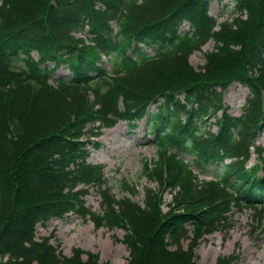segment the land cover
Returning <instances> with one entry per match:
<instances>
[{"label":"trees","instance_id":"trees-1","mask_svg":"<svg viewBox=\"0 0 264 264\" xmlns=\"http://www.w3.org/2000/svg\"><path fill=\"white\" fill-rule=\"evenodd\" d=\"M209 1L0 0V264H115L95 253L85 259L80 248L68 256L50 237L35 238L38 222L69 212L97 227L125 228L130 256L122 264H200L195 246L230 225L234 206L254 208L264 230L263 146L247 167L264 127V0H235L238 15L219 29ZM185 21L191 30H180ZM87 24L88 43L76 36ZM209 40L215 48L197 70L189 56ZM102 54L109 69L98 65ZM62 65L70 76L55 74ZM236 80L252 93L240 116L224 103ZM220 110L213 132L207 124ZM145 116L157 158L143 172L157 187L145 188L142 205L118 198L104 165L87 158L103 127L120 119L135 127ZM226 158L232 161L223 164ZM196 170L215 176L200 179ZM92 186L102 212L86 205ZM122 186L139 190L128 180ZM166 190L173 200L165 211ZM234 260L221 256L216 264Z\"/></svg>","mask_w":264,"mask_h":264},{"label":"rangeland","instance_id":"rangeland-1","mask_svg":"<svg viewBox=\"0 0 264 264\" xmlns=\"http://www.w3.org/2000/svg\"><path fill=\"white\" fill-rule=\"evenodd\" d=\"M233 7L232 0H212L210 12L221 21L232 20L236 14L232 11ZM213 48L214 42L209 41L202 51H195L190 57L192 64L197 68L201 67L206 61L204 53ZM249 94L246 86L234 83L225 94L229 111L240 114ZM147 130L145 121L132 128L127 121L122 120L115 127L105 129L102 135L96 138L100 143L99 147H91L89 161L105 164L106 177L118 197L128 194L122 187L124 180L138 185L139 192L133 198L140 202L145 198L144 189L155 185L148 181L143 172L145 160L156 158L154 133ZM254 162L255 154L250 163ZM200 176L210 177L201 173ZM85 199L90 208L101 211V197L97 187L92 188ZM171 201L172 195L166 193L163 205L165 210ZM253 214L254 211L250 208H234L230 214L232 225L228 229L205 236L195 249L196 259L203 264H215L219 256L239 254L237 264H264V234L257 228ZM53 231H56V237L52 242L59 244L65 255H70L73 248L80 247L85 252L98 253L100 263L109 261L122 264L130 256V251L123 242L126 233L124 228H97L90 219H83L76 214H69L63 219L54 218L46 225H37V235L40 238L49 236ZM189 241L190 239L184 241V245L188 246ZM83 257L87 258V254L84 253Z\"/></svg>","mask_w":264,"mask_h":264},{"label":"bare ground","instance_id":"bare-ground-1","mask_svg":"<svg viewBox=\"0 0 264 264\" xmlns=\"http://www.w3.org/2000/svg\"><path fill=\"white\" fill-rule=\"evenodd\" d=\"M119 127H120V126H119ZM119 127H118V128H119Z\"/></svg>","mask_w":264,"mask_h":264}]
</instances>
